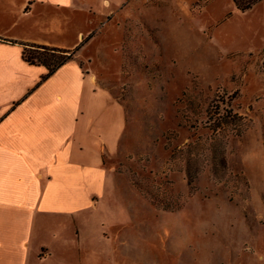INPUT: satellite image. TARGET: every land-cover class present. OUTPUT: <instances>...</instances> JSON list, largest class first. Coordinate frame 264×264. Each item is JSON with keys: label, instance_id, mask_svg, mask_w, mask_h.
Here are the masks:
<instances>
[{"label": "rangeland", "instance_id": "374dc122", "mask_svg": "<svg viewBox=\"0 0 264 264\" xmlns=\"http://www.w3.org/2000/svg\"><path fill=\"white\" fill-rule=\"evenodd\" d=\"M207 2L134 0L83 43L113 149L99 210L60 219L79 232L51 264H219L238 241L264 264V3Z\"/></svg>", "mask_w": 264, "mask_h": 264}, {"label": "crops", "instance_id": "0c3cea01", "mask_svg": "<svg viewBox=\"0 0 264 264\" xmlns=\"http://www.w3.org/2000/svg\"><path fill=\"white\" fill-rule=\"evenodd\" d=\"M131 1L0 0V264L55 263L68 235L79 232L64 233L60 219L83 221L85 211L99 210L113 121L98 116L99 82L80 58L93 30ZM162 2L174 8L173 0ZM34 45L73 56L43 79L48 68L23 58ZM112 217L104 215L103 226ZM115 217L124 224L133 218ZM238 242L215 245L211 254L219 264H254L247 241Z\"/></svg>", "mask_w": 264, "mask_h": 264}, {"label": "trees", "instance_id": "16d2710c", "mask_svg": "<svg viewBox=\"0 0 264 264\" xmlns=\"http://www.w3.org/2000/svg\"><path fill=\"white\" fill-rule=\"evenodd\" d=\"M236 9L243 13L253 8L259 1L262 0H232ZM30 50H34L30 52ZM73 56V53L68 50L52 49L48 47L32 46L24 49L23 58L29 63L42 64L48 68V73L43 77L45 79L50 74L54 73L60 66L68 61Z\"/></svg>", "mask_w": 264, "mask_h": 264}]
</instances>
